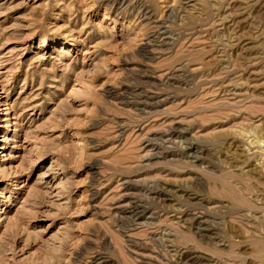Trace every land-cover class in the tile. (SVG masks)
Segmentation results:
<instances>
[{
	"label": "rangeland",
	"instance_id": "374dc122",
	"mask_svg": "<svg viewBox=\"0 0 264 264\" xmlns=\"http://www.w3.org/2000/svg\"><path fill=\"white\" fill-rule=\"evenodd\" d=\"M0 264H264V0H0Z\"/></svg>",
	"mask_w": 264,
	"mask_h": 264
}]
</instances>
